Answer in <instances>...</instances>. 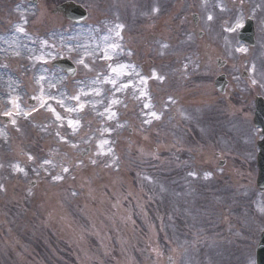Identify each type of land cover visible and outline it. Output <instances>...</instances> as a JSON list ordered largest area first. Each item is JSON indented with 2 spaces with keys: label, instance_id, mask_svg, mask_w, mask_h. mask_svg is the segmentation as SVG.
Returning a JSON list of instances; mask_svg holds the SVG:
<instances>
[{
  "label": "rangeland",
  "instance_id": "obj_1",
  "mask_svg": "<svg viewBox=\"0 0 264 264\" xmlns=\"http://www.w3.org/2000/svg\"><path fill=\"white\" fill-rule=\"evenodd\" d=\"M92 1L112 8L93 7L86 0L91 19L73 25L51 15L56 0H43L38 6L25 0H0V264H164L168 257L177 264H202L201 254L207 255L205 264H251L256 233L264 228V193L255 188L256 148L254 144L251 147L249 126L244 124L242 134L237 132L240 141L231 142L230 146L223 145L225 139L219 133V125L214 130L209 126L206 132L202 131L203 137L195 149L172 138L159 140L156 129L160 124L170 127L175 118V123L181 125L174 131L186 136L188 143L200 140L199 133L195 139L193 132L198 124L188 123L192 122L190 112L202 113L194 117L198 120L206 115L209 118V111L223 115L219 108L211 109L215 101L224 105L212 85L220 72L233 73L226 99H231L237 88H245L250 95L255 91L264 95V87L258 82L263 69L257 75L253 72L256 80L250 75L246 80L239 77L237 66L249 73L254 68L248 48L236 40V30L246 19L264 22V17L255 15L263 13L264 0H179L182 4L193 1L198 6L183 5L179 9L196 46L189 58L183 54L175 56L176 45L164 47L180 37L181 27L176 21L164 17L159 24L145 23L150 17L167 12L175 0ZM205 8L215 17L209 19ZM108 9L132 19L133 24H145H98L97 19L110 17ZM194 13L199 15L195 27ZM117 25L123 27L118 29ZM168 25L173 28L171 34L162 36ZM215 28L234 34V38L226 39L225 46L232 52L243 49V55L230 54L220 39L213 38L210 31ZM199 31L203 32L200 37ZM64 57L77 66L74 78L51 66L52 61ZM124 57L127 60L122 63ZM215 58L225 59L226 67L217 69ZM133 59L135 65L130 66ZM171 62L175 63L178 82L169 90L158 87L155 74L136 75L140 69L151 75L163 63L161 75L169 79ZM186 66L188 71L182 76ZM200 74H204V82L197 80ZM184 118L188 121L183 122ZM226 120L228 124L232 122V118ZM107 132L114 134L113 138L103 136ZM254 133L255 141L258 137L255 130ZM232 135L228 131L226 138ZM86 148L85 157L89 159L65 165ZM229 148L251 149L248 161ZM29 152L34 159H30ZM216 152H220V158H215ZM184 155L202 161L199 173L192 177L206 178L208 174L207 178L220 182L217 162L221 159L228 164L223 172H230L229 179L243 184L247 193L253 191L256 201L247 193L243 199L246 208L262 213L252 231L243 233L244 227H239L244 223L249 228V220L236 224V218L245 214L242 208H233L219 217L212 228L209 209L199 207L200 204L198 209L194 203L191 211L204 220L200 229L210 227L216 232L212 243L215 247H186L196 238L202 240L194 227L182 241H170L171 231L167 229H176L177 222L163 229L155 240V220L148 210L156 199L147 205L142 201L147 190L138 183L135 162L145 159L161 168H181L178 159ZM171 172L158 170V175L167 174L172 179ZM94 173L101 183L90 182ZM57 176L60 179H55ZM31 182L33 186L28 187ZM162 192L170 194V189L162 188ZM213 196L220 200L219 195ZM186 198L195 201L184 195L175 208L180 213L184 212L181 205H187ZM229 199L230 195L226 200ZM170 203L175 207L174 200ZM230 203L234 206L233 201ZM217 204V209L223 207V203ZM224 211L220 210V214ZM120 233L124 236L120 241L122 248L118 249L115 242L119 243L116 238ZM153 241V247L145 244ZM247 245L251 247L247 249Z\"/></svg>",
  "mask_w": 264,
  "mask_h": 264
},
{
  "label": "water",
  "instance_id": "obj_2",
  "mask_svg": "<svg viewBox=\"0 0 264 264\" xmlns=\"http://www.w3.org/2000/svg\"><path fill=\"white\" fill-rule=\"evenodd\" d=\"M73 8V7H72ZM74 12H78V10H74ZM257 111H256V115L259 113L257 120L261 123V125H264V110L261 112L260 108L264 105L263 104H258L257 105ZM261 113H260V112ZM263 134H264V128H263ZM258 162H259V185H264V142L261 143L260 145V153L258 156ZM261 247L258 249V257H260L259 259V264H263L264 263V235L261 241ZM262 260V262L260 261Z\"/></svg>",
  "mask_w": 264,
  "mask_h": 264
},
{
  "label": "snow or ice",
  "instance_id": "obj_3",
  "mask_svg": "<svg viewBox=\"0 0 264 264\" xmlns=\"http://www.w3.org/2000/svg\"><path fill=\"white\" fill-rule=\"evenodd\" d=\"M154 11H155V9H154ZM209 19H211V17H209ZM116 27L119 29V28H122L123 26H122V25H117ZM20 30L22 31V29H20ZM116 35L119 36L120 33L117 32ZM16 170H18V171H22V169H18V168H17ZM64 171H67V169H64ZM207 175H208V174H206V178H207ZM55 179H60V177L57 176V177H55Z\"/></svg>",
  "mask_w": 264,
  "mask_h": 264
},
{
  "label": "bare ground",
  "instance_id": "obj_4",
  "mask_svg": "<svg viewBox=\"0 0 264 264\" xmlns=\"http://www.w3.org/2000/svg\"><path fill=\"white\" fill-rule=\"evenodd\" d=\"M1 39V38H0ZM21 40L18 39V44H20Z\"/></svg>",
  "mask_w": 264,
  "mask_h": 264
}]
</instances>
